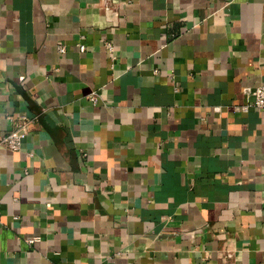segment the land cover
<instances>
[{
	"label": "crops",
	"instance_id": "0c3cea01",
	"mask_svg": "<svg viewBox=\"0 0 264 264\" xmlns=\"http://www.w3.org/2000/svg\"><path fill=\"white\" fill-rule=\"evenodd\" d=\"M260 84L264 0H0V264H264Z\"/></svg>",
	"mask_w": 264,
	"mask_h": 264
},
{
	"label": "built area",
	"instance_id": "2783aa9c",
	"mask_svg": "<svg viewBox=\"0 0 264 264\" xmlns=\"http://www.w3.org/2000/svg\"><path fill=\"white\" fill-rule=\"evenodd\" d=\"M78 50L83 52L85 46L83 43L79 42ZM108 51H112L110 44H106ZM58 51L63 53L65 51L64 46H58ZM252 101L244 104L242 106H236L235 110L237 112H246L250 107L256 108L258 110L264 111V84L258 85L252 94ZM91 101L94 103L95 99L91 98ZM35 122L34 118H30L25 114H19L14 118H10V129L9 131L0 138V146L8 150L9 152H18L21 149V146L29 134V127ZM37 238H31L26 240L28 245L33 244Z\"/></svg>",
	"mask_w": 264,
	"mask_h": 264
}]
</instances>
